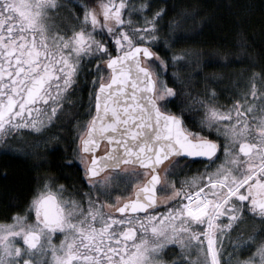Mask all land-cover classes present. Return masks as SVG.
I'll return each mask as SVG.
<instances>
[{"label": "snow or ice", "instance_id": "obj_1", "mask_svg": "<svg viewBox=\"0 0 264 264\" xmlns=\"http://www.w3.org/2000/svg\"><path fill=\"white\" fill-rule=\"evenodd\" d=\"M164 14L151 0H0V145L29 130L53 152L58 122L75 120L61 167L87 182L39 177L0 222V264H264V74L231 105L165 80L203 53L174 51L194 37L177 19L163 33ZM234 39L247 45L239 15Z\"/></svg>", "mask_w": 264, "mask_h": 264}, {"label": "trees", "instance_id": "obj_2", "mask_svg": "<svg viewBox=\"0 0 264 264\" xmlns=\"http://www.w3.org/2000/svg\"><path fill=\"white\" fill-rule=\"evenodd\" d=\"M161 7L165 9L160 22L164 25L163 33L168 32V22L177 19L183 21L181 29L194 37L188 44L177 45L174 51L192 47L203 53L199 64L188 58L183 65L163 69L165 80H171L173 74L178 73L177 84L195 96L203 93L206 86L215 90L241 89L247 73L262 67L264 0H161L157 8ZM238 15L245 20L247 45L243 48L234 39ZM205 20L210 21V25H205ZM157 51L162 56L173 55L172 51L166 52L163 45ZM173 111H178V107H173ZM31 178L23 162L11 156L0 158V222L24 208Z\"/></svg>", "mask_w": 264, "mask_h": 264}, {"label": "flooded vegetation", "instance_id": "obj_3", "mask_svg": "<svg viewBox=\"0 0 264 264\" xmlns=\"http://www.w3.org/2000/svg\"><path fill=\"white\" fill-rule=\"evenodd\" d=\"M81 1L84 3L85 0ZM67 2L70 5H73V8H77V6L80 5L78 0H67ZM158 9L159 8H157V10ZM66 15V11H64L63 9L60 10V16L55 18L56 22L59 23L62 17ZM261 53L263 54L261 59V61L263 60L262 67L258 66L255 68L256 70H253L251 72L249 71L247 73V75L249 74V77H251L252 73L254 72L258 75L264 74V48L262 49ZM244 90L245 89L238 90L239 97ZM215 91L217 93L216 101L219 105H231L234 99L239 98L234 97V95L229 96L227 92H229L230 90L228 89H217ZM83 96L86 101L87 88H85ZM83 118L84 117H81V119ZM75 123V120H71V122H69L67 119L58 122V124L61 125L59 130L63 132L64 139L60 140L59 147L53 152H50L48 148L45 147L43 139L40 135H37L36 133L29 130H25L17 135L15 140L11 141V147L5 148L3 145H0V158H2L3 156H11L16 160L23 162L24 166L28 169L32 176L29 187V194L27 195L25 202L23 203V207H25L29 202L32 192L37 185V179L46 175L59 176L60 179L58 180V183L65 184L66 186H75L81 191L87 190V182L82 178L83 170L81 167H78L76 165H73L70 168L61 167L62 163L71 157L72 149L76 147V145L73 143V138L76 136V130L74 128ZM52 131H57V129H52ZM50 146L51 145H49V147ZM197 167L201 166L197 163L191 164V172H189L188 175H191L192 172H195ZM183 176L184 173H181L180 177H177V179L183 178ZM117 194L118 193H114L113 195ZM253 227L259 229L260 223L258 220L248 219L244 224L240 226L242 230L246 231L252 230ZM235 235L236 233L234 232L233 236ZM225 243L227 245V241H225ZM173 251H178V248L173 249ZM193 255H195V253H193Z\"/></svg>", "mask_w": 264, "mask_h": 264}, {"label": "rangeland", "instance_id": "obj_4", "mask_svg": "<svg viewBox=\"0 0 264 264\" xmlns=\"http://www.w3.org/2000/svg\"><path fill=\"white\" fill-rule=\"evenodd\" d=\"M160 1V3H161V0H151V3H152V6H153V10H157V4H158V2ZM78 2L81 4L82 3V1L81 0H78ZM89 2V1H88ZM86 0L84 1V3H88ZM71 7H74L73 5H71ZM161 71H163V70H161ZM249 74L248 75H246L245 76V80H244V85L242 86V88L241 89H245V86L247 85V81H249ZM238 88H231L230 89V91L229 92H227L228 93V95L229 96H233L234 95V97H239V89L237 90ZM238 91V92H237ZM172 251H173V249H172Z\"/></svg>", "mask_w": 264, "mask_h": 264}]
</instances>
